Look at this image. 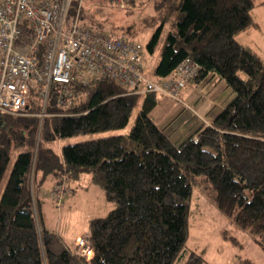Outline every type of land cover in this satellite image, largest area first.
Here are the masks:
<instances>
[{
	"label": "trees",
	"instance_id": "trees-1",
	"mask_svg": "<svg viewBox=\"0 0 264 264\" xmlns=\"http://www.w3.org/2000/svg\"><path fill=\"white\" fill-rule=\"evenodd\" d=\"M90 1L81 7L83 26L129 39L132 30L123 25L91 19ZM139 3L128 0L123 9ZM255 4L175 0L167 7L169 24L166 13L158 17L144 49L153 54L159 45L154 77L167 76L190 57L199 66L193 83L212 73L232 93L209 124L178 143L150 116L158 94H128L105 77L73 81L67 107L50 91L43 117L36 115L41 100L34 87L29 115L0 112V183L12 150L19 149L0 194V264H173L185 251L190 199L199 184L225 216L264 244V59L236 40L238 32L257 25L250 13ZM138 100L128 133L65 144L60 152L49 146L57 138L124 127ZM85 172L115 203L105 216L88 221V260L45 226L41 208L49 177L70 183ZM187 254L183 264H203L198 253Z\"/></svg>",
	"mask_w": 264,
	"mask_h": 264
},
{
	"label": "built area",
	"instance_id": "built-area-1",
	"mask_svg": "<svg viewBox=\"0 0 264 264\" xmlns=\"http://www.w3.org/2000/svg\"><path fill=\"white\" fill-rule=\"evenodd\" d=\"M85 1L0 0V112H25L33 87L42 115L50 91L67 107L73 81L99 77L117 82L128 94L152 92L183 103L181 91L198 73V64L186 57L165 77L147 76L140 43L81 24ZM113 1L120 8L128 2ZM60 184L56 195L65 187ZM75 240V252L88 260L93 251L87 238Z\"/></svg>",
	"mask_w": 264,
	"mask_h": 264
},
{
	"label": "rangeland",
	"instance_id": "rangeland-1",
	"mask_svg": "<svg viewBox=\"0 0 264 264\" xmlns=\"http://www.w3.org/2000/svg\"><path fill=\"white\" fill-rule=\"evenodd\" d=\"M142 1L143 3H139L141 5H138L137 8L132 7V11H128L108 0H91L87 3V14L91 19L103 20L106 23H111V25L120 24L126 27L127 31L132 30V33L129 32L127 34V37L129 39L133 38V40L142 45L144 54L142 66L144 72L147 76L154 77L153 70L159 58V45L153 54H148L144 50L145 43L154 27L159 23L158 17L161 14L166 13V22L167 25L169 24L172 12L167 11V7L172 9L175 5V0H169V2L168 0ZM155 3H158L156 8L154 7ZM168 3H170V6H167ZM260 9L262 8L251 9L252 17L255 18ZM253 32H255L254 29ZM253 37V34H247L242 31L236 34L237 41L244 42L246 40L253 49L264 56V28L258 33L257 41ZM160 98H162V95H160ZM138 101L134 104L128 123L124 127L57 138L50 142L49 146L56 152H60L61 146L65 144L113 134L128 133L139 110ZM179 103L181 105L175 104L174 109L168 110L164 103L159 102L151 110L150 116H154L156 122L160 124L162 120L173 116L177 111L181 110L182 106L187 111L195 112V108L188 102L183 100V103ZM42 108L43 104L41 103V111L36 113V115L43 117ZM27 114H30L28 109L19 115ZM200 119L204 120L202 117ZM207 124L209 123L206 121L202 125ZM18 150L15 149L11 152L10 162L0 183V194L10 165ZM51 182L52 178L49 177L42 186L44 191L41 208L44 214L45 226L59 232L69 244L73 241V248L75 249L77 247L75 238L77 236L84 238L87 235L88 221L91 218L105 216L115 206V203L107 198L104 188L99 183L91 180L88 172L83 173L80 179L72 180L70 183H65V180L62 181L61 183L65 187L62 186L64 188L62 191L60 190L61 192L58 195L55 194V190L61 184L54 182L50 186ZM31 186L33 187V185ZM31 193L34 201L33 189ZM187 223L188 237L185 243V251L176 258L173 264H183L189 250L201 255L203 264H236L243 259H249L252 264H264V244L258 237L252 236L225 216L216 207L207 189L202 188L200 184L192 190ZM75 235L77 236L75 237Z\"/></svg>",
	"mask_w": 264,
	"mask_h": 264
},
{
	"label": "crops",
	"instance_id": "crops-1",
	"mask_svg": "<svg viewBox=\"0 0 264 264\" xmlns=\"http://www.w3.org/2000/svg\"><path fill=\"white\" fill-rule=\"evenodd\" d=\"M253 8H262L255 18L251 15L252 20L257 23V25L242 30V32L253 34V39L257 41L258 33L264 28V0H256V4ZM253 29L258 33L253 32ZM242 39L244 38L242 37ZM238 42L251 47L246 40L244 42ZM255 51L264 59V56H262L261 53L257 50ZM231 96V90L226 83L215 74L209 73L197 84L193 83L191 80L181 91L182 100L188 102L193 108H195L196 113L187 111L182 106L181 110L177 111L173 116L165 118L160 124L156 122L154 116L151 115V117L156 124L164 130L172 142L178 143L200 125L206 123V121L209 123L229 101ZM159 102L164 103L168 110L174 109V106H176L175 104H180L179 101H175L170 97L162 96V98H160V95H158V101L155 107ZM200 117L204 118V120L202 121ZM53 183L52 180L50 186ZM76 236L77 235H75V237ZM70 244L73 246V241Z\"/></svg>",
	"mask_w": 264,
	"mask_h": 264
},
{
	"label": "water",
	"instance_id": "water-1",
	"mask_svg": "<svg viewBox=\"0 0 264 264\" xmlns=\"http://www.w3.org/2000/svg\"><path fill=\"white\" fill-rule=\"evenodd\" d=\"M30 199H31V196H29V197L26 199V201H27V200H30Z\"/></svg>",
	"mask_w": 264,
	"mask_h": 264
}]
</instances>
